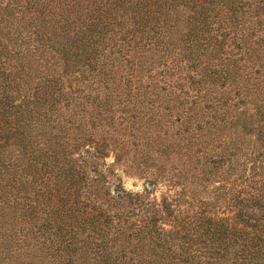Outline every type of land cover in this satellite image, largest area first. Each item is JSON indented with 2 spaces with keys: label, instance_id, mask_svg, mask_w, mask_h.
I'll list each match as a JSON object with an SVG mask.
<instances>
[{
  "label": "trees",
  "instance_id": "obj_1",
  "mask_svg": "<svg viewBox=\"0 0 264 264\" xmlns=\"http://www.w3.org/2000/svg\"><path fill=\"white\" fill-rule=\"evenodd\" d=\"M0 264H264V0H0Z\"/></svg>",
  "mask_w": 264,
  "mask_h": 264
},
{
  "label": "rangeland",
  "instance_id": "obj_2",
  "mask_svg": "<svg viewBox=\"0 0 264 264\" xmlns=\"http://www.w3.org/2000/svg\"><path fill=\"white\" fill-rule=\"evenodd\" d=\"M106 162L112 163L113 157L109 155L106 159ZM115 171L120 178L119 188L123 190L125 194H131L133 196L136 194L139 195V200L141 199L140 201L144 200L145 202L159 203L161 200V195L168 192L167 188L163 184H159L156 187H151L144 178L138 177L137 175L124 174L119 168H115ZM115 186L116 183L113 181L109 183L100 182L97 185L98 195L102 202H107V199L105 200L106 192H113Z\"/></svg>",
  "mask_w": 264,
  "mask_h": 264
}]
</instances>
